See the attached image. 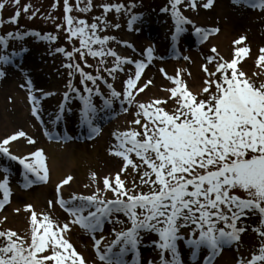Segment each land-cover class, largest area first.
Returning a JSON list of instances; mask_svg holds the SVG:
<instances>
[{
	"label": "snow or ice",
	"instance_id": "6c2138e0",
	"mask_svg": "<svg viewBox=\"0 0 264 264\" xmlns=\"http://www.w3.org/2000/svg\"><path fill=\"white\" fill-rule=\"evenodd\" d=\"M18 2L19 0H16L17 4ZM187 2L193 10L198 6L197 0ZM213 2L214 0H206L202 6L208 9L212 7ZM233 2L248 3V0ZM183 3L184 0H170L171 14L175 22V33L171 37L174 42L186 30L184 25L192 23L181 14L178 6ZM4 6V3H0V9ZM251 6L264 8V0ZM29 7L25 5L24 11L27 12ZM90 7L91 0L88 7L79 10L88 11ZM101 7L105 13L112 9L117 13L122 9L127 11L120 4H104ZM132 7L135 5H129V8ZM71 11L68 0H64L68 39L71 41L73 37L78 38L80 47H74L72 52L58 48L57 52L64 53L70 61L74 59V53H78L87 67L91 65H87L86 56L100 57V64L104 63V57H114V66L105 69L109 75L123 71L122 66L125 64H135L134 76L129 75L124 81L123 93L115 91L112 84H107L111 90V99L104 100V107H111L112 99H120L122 96V110L128 111L123 108L124 103L135 105V119L132 124L139 126L142 131L133 128L113 133L118 143L114 145L115 151L110 150V154L123 160L120 172L114 177L103 178V191L111 192L113 199L101 198V189L97 188L92 195L73 194L71 199L65 200L62 198L61 189L73 179L71 176L66 177L56 186L57 198L49 201V207L58 204L72 219L61 225L49 214H38L31 205H26L25 211L30 214V241L10 229L0 231V238L6 241L0 245V264H87L85 257L68 238L70 225H78L84 231L94 234L102 229L105 221L112 222L111 217L116 214H123L131 226L117 232L115 239L103 251L100 247L102 240H95L93 237L95 253L102 264H129L125 259L129 253L133 254L131 264H140L139 247L144 239L142 233H155L159 237L151 242L159 251L158 264H183L178 242H183L191 249L193 260L202 248L207 249L209 255L205 257V264H213L214 258L223 247L240 241L246 228L238 225L250 215L259 216V227H254L253 231L264 237V80L257 86L238 68V64L250 53L247 47L239 46L245 38L241 37L233 42L237 47L230 61L219 57L215 71H209L207 65L202 66L207 78L200 93L194 94L188 89L186 83L179 78V71L176 77L167 76L165 73L166 78L175 85L164 89L170 93L168 98L142 103L136 101V96L151 84V81H148L142 87L138 85L147 63L121 57L110 48L105 50V45L114 37H100L97 35L96 23L89 25L84 20L74 21V18L68 15ZM19 15L17 11L8 22L15 23ZM137 19V16L131 17L129 28ZM218 31L219 29L215 28H195V34L201 42ZM8 36L20 38L19 33H9ZM46 38L55 39L52 36ZM0 44L6 47L7 40L0 37ZM93 45H99L100 48L96 50ZM125 46L132 47L129 44ZM211 52L217 53V49L213 47ZM12 55L15 56L16 53ZM145 55L148 63H151L153 48L148 47ZM184 59L189 58L185 56ZM207 60L211 64L216 57L209 56ZM10 62L9 56H0V63ZM256 64L264 68V48L260 49ZM65 67L70 69V77L73 72L79 73L80 82L84 85L83 90L87 93L80 94L79 90L73 87L71 80L69 81V91L75 92L83 105L80 112L81 123L88 126L91 138L100 132V128L94 126L98 110L92 97L93 94L101 95V92L99 87H96L94 93L93 88L87 86V82L91 81L95 86L102 77L85 72L79 63H69ZM161 72L164 70L161 69ZM217 73H220L218 78ZM253 75L259 77L264 73ZM2 76L4 72L0 71V77ZM28 84V99L33 105L31 112L40 120L39 100L32 93L31 81ZM213 87L215 91H212ZM203 95L208 98L202 99ZM64 99H68L67 92ZM169 100L175 104L172 111L165 108ZM64 110L65 105L61 104L60 112ZM60 118L58 114L56 119ZM45 135L49 136V133L46 131ZM21 137H26V133L19 131L0 140V154L23 166V187H29L36 182H48L49 170L42 149L26 156L11 153V143ZM27 142L30 145L35 143L30 137ZM133 153L139 163L132 159ZM129 167L137 173L140 180V184H136L134 180L131 188L127 187L121 178V174ZM3 171L7 173V169ZM30 175L35 177V180L29 179ZM91 180L93 183L97 182L95 173L91 174ZM141 186H148L149 190L138 192L137 189ZM236 190L245 192L246 198L235 195ZM0 191L3 192V199H0L2 209L9 203L11 196L7 175L0 181ZM115 223L122 222L116 220ZM221 223L223 227H218ZM189 228L190 233L182 234V230ZM258 251L259 254H253L247 262L243 258L238 259L237 264L264 262V242ZM165 253L170 255V259L165 257ZM148 264L154 262L149 260Z\"/></svg>",
	"mask_w": 264,
	"mask_h": 264
},
{
	"label": "rangeland",
	"instance_id": "374dc122",
	"mask_svg": "<svg viewBox=\"0 0 264 264\" xmlns=\"http://www.w3.org/2000/svg\"><path fill=\"white\" fill-rule=\"evenodd\" d=\"M81 1V0H79ZM122 1L126 5L124 8L127 11H123L120 13H117L115 10H110L109 12L105 13L101 5H104L105 3H112V2H118ZM168 1V0H167ZM62 0H19L18 4L16 3V0H0V3H4L5 6L3 9H0V37H3L7 40V46L5 47L3 44H0V56L7 55L11 58V62L8 64H3L4 66H15L12 68L13 71L6 73L2 78V85H1V91H4V79L5 78H14L16 76H27V77H33L31 74H26V69H21L19 71V65L18 63L21 60H18L16 57L23 58L30 56L28 58V62L31 64V61L35 63L34 72L38 74V76L41 78V80L46 83L48 86L46 92L53 93L55 92L56 95L54 99L51 100V103H53L55 106L58 105L60 98L66 90H68V84L72 78L68 76L67 72L70 69H66L64 72L62 71L64 65V62L69 63H77L80 62V56L78 53H74V59L69 60L64 53L57 52L58 48H64L65 52H72L73 48H79V39L74 37L71 41L68 39V32H67V24L65 23V20L61 17V11L59 10ZM69 4L73 3V0H68ZM89 0H83V5L81 8L88 7ZM169 2V1H168ZM249 2V0H248ZM168 3L166 0H91V7L88 11H78L76 9L73 10V18L75 20H84L89 25L92 23H96L98 25L97 29V35L100 37L102 36H109L114 37V39L109 40L108 43L105 45V50L107 49H114L115 42H113L116 38L119 40H124L128 38L126 35L127 33L124 30V26L126 24L125 18L129 14H134L138 12H143L147 14H159L164 15V19H161L159 22V26L162 30H158L161 34H163V37H169L175 32V22L172 18V10H171V4H169L168 7L165 8L164 5H167ZM25 5H29V9L27 12L24 11ZM55 5V7H53ZM129 5H135V7L129 8ZM181 14L185 16L187 19H191V15H195L196 17L199 16L198 9H191L188 5L187 0H184V3L180 6H178ZM224 7L229 15L233 14L235 15V18L239 21L236 25H234V32L235 36H241V34L244 32L247 34L251 31V27L253 26L255 28V35L257 36V39L261 43L260 45H264V9H259L255 11V9L251 8L248 3L240 2V3H234L233 0H224ZM164 9H167L165 11ZM19 11L20 15L15 23H9V19L15 16V13ZM195 11V12H194ZM213 14V13H212ZM226 14V13H225ZM207 17H211V14H206ZM31 17V18H29ZM96 17H100V19H95ZM223 18L222 22L227 23L229 21V16L226 14L224 16H221ZM217 18V17H216ZM106 20V22H104ZM210 20V18H209ZM212 20V19H211ZM110 23H113L112 25H109ZM212 26H220L222 24L217 23L216 21H212ZM114 25H119L121 28L115 32L111 31L112 27ZM59 26V27H58ZM166 27L163 29V27ZM199 27L198 25H195L194 28ZM184 28L188 31L187 36L190 37L189 31L191 30V27H189L188 24L184 25ZM244 30V31H243ZM109 31L112 33L109 34ZM153 31V30H152ZM151 31V32H152ZM166 31H170L171 33H167ZM150 33V31H148ZM9 33H19L20 38L15 37H9ZM35 34H45L46 37L52 36L55 37L54 40L48 39L44 36L34 35ZM100 33V34H98ZM112 35V36H111ZM197 40V39H196ZM198 41V40H197ZM189 42V39H186L183 41V43L187 44ZM93 48L98 50L100 48L99 45H93ZM46 51V58H44V61L46 63V66L44 67L45 72L40 70L41 64L39 63V58H42L43 52ZM23 52H26L25 54ZM16 53L15 56L12 54ZM143 50H141V56H143ZM138 57H141L140 54H137ZM182 57V56H181ZM87 61V65H91V67H85L88 72L91 74H94L97 72V69L99 68V72L97 74H105V76L108 75V72L105 70L106 68H110L114 66V63L111 61V59L104 57V63L100 64V57H91L86 56L85 57ZM114 60V58H112ZM184 60V59H183ZM224 60H226L224 58ZM227 61V60H226ZM264 69V68H263ZM257 72V71H256ZM259 72H257L258 74ZM260 74V73H259ZM261 80H264V78L257 79L255 81L256 85L259 86V83ZM20 81L23 82L21 79ZM21 84V83H20ZM212 91H215V88L213 87ZM103 94V91H100ZM202 99H207L208 97L206 95L201 96ZM93 104L96 105H102L104 102V99L99 95H93ZM107 99H111L110 94L108 95ZM5 101V98H4ZM50 101V100H49ZM52 104V105H53ZM83 105L78 103L75 99V96H70L66 110L71 111L70 115L73 117V120L75 121L78 117H80V112ZM167 108L168 111H172L175 107V104L173 101H171L170 104L165 105V108ZM48 113V112H47ZM47 113L42 116V121H44V117L47 116ZM99 119H104L105 117H108V115H105L104 113L100 114ZM32 120V117H28ZM38 121V120H36ZM15 122V121H13ZM19 124V123H17ZM37 127V126H36ZM138 131H142V129L139 128V126H132ZM133 128H127V129H121L120 132L128 131ZM123 130V131H122ZM36 132L40 135L42 132L40 128H36ZM82 135L85 137L86 133L83 130ZM105 138V145H104V152L102 154H99V158L97 159L98 168H88L83 172V184H80L78 187L77 192H81V194L89 192H95L96 186L91 183V174L95 173L96 177L98 179V169L103 168V160H105L106 157L110 153V150L115 151L114 145L118 143L116 138L112 137V135H106ZM85 141L79 143H83V148L87 150L88 152H92L94 150L95 144H92L90 146L89 144H85ZM36 144V143H35ZM35 144H32L29 146L30 151L36 146ZM40 145V144H39ZM109 152V153H108ZM132 159L139 163V160L135 157L134 153L131 154ZM114 157V156H113ZM8 160V161H5ZM117 164L118 168L117 171L120 172L121 168L123 167V160L120 157H117ZM146 167V166H145ZM0 169H7L6 174H11V180L14 182L15 175H17V167L15 164L2 156L0 154ZM116 171V173H118ZM143 171V169L141 170ZM115 173V175H116ZM3 177L4 173H2ZM121 178L126 182L127 187L131 188L133 186V181L135 180L136 184H140L139 176L137 173L129 167L126 172L121 174ZM154 179V177H153ZM18 183V181H17ZM88 185V187H85ZM98 187V186H97ZM103 190V188H101ZM149 190L148 186H141L137 189V191H144L147 192ZM104 193V199H113V195L111 192H104L101 191V194ZM237 193V194H236ZM51 194V195H50ZM235 195H240V197L246 198V193L240 190H236ZM50 199H53L52 196V189H50ZM102 198V197H101ZM22 200V198H21ZM31 202V201H30ZM22 204H26V200L23 199L21 201ZM45 207L49 208L45 202L43 203ZM20 210V209H19ZM21 212H12L13 216L16 218H24L26 220L30 219V214L22 209ZM116 220L121 221L122 223H115ZM18 221V220H17ZM112 222L104 223L103 227L104 229H108L111 231V235L109 237V243H107L104 247L101 248V251L111 243L112 240L115 239V234L117 232H120L122 230H126L128 227H130V222L127 220V218L123 214H116L111 217ZM19 222V221H18ZM106 222V221H105ZM22 223V222H19ZM28 225L20 224L18 225L19 229L14 228L12 225L7 227L8 222L5 223L3 221H0V231H7L12 230L15 231L21 238L29 239L30 241V223L27 222ZM6 229L5 230V227ZM240 227L246 228V231L241 234L240 241L238 243H233L231 246H225L223 248H227L228 250H232L234 248L235 254L240 255L241 258L244 260H250L253 254H259V247L262 242H264V237L259 236L256 232L253 231L254 227H259V216L258 215H250L249 218H244L239 223ZM218 227H223V223L219 224ZM99 232H102V230H98ZM191 232V228L187 230H182V234L187 235ZM110 233V232H109ZM95 239L97 240L98 236L100 235L98 232L94 233ZM144 239L141 244V246L147 247L146 250H142V254L145 253V251L152 250V244L151 242L154 240H158L159 237L155 233H142L141 234ZM198 236V233H197ZM85 240V238H83ZM6 241L4 238H0V245L5 244ZM149 244L150 247L146 246ZM150 249V250H148ZM187 251L183 249L182 255L184 253V256L181 255V260L183 261V264H199V262H192L189 255L191 253V249L186 248ZM205 251V249H201L199 252V255L201 252ZM128 255H131L129 253ZM169 255V254H168ZM141 254L139 255V260ZM170 256V255H169ZM127 257V256H126ZM132 258V257H131ZM126 259V258H125ZM144 260H142L143 262ZM141 262V264H143ZM257 264H264V262H257Z\"/></svg>",
	"mask_w": 264,
	"mask_h": 264
},
{
	"label": "bare ground",
	"instance_id": "6f19581e",
	"mask_svg": "<svg viewBox=\"0 0 264 264\" xmlns=\"http://www.w3.org/2000/svg\"><path fill=\"white\" fill-rule=\"evenodd\" d=\"M204 2V1H203ZM199 16L195 17L194 24H200L204 27H209L210 29L216 28L219 31L208 37L206 42L200 46H190L187 49L182 50V54H187V57L190 59L188 63L186 62H178L174 58L166 59L165 51L168 47V43L165 42L162 34L157 30L155 31V35L158 36V41H156L155 47L157 48L158 52L160 53L161 59L156 57L155 66L150 70H145L142 73L141 80L138 81L139 86H143L148 81H151V84L148 88L143 92L136 96L137 102H143L142 100L158 99V98H165L167 99L170 93L164 91V89L173 87L172 81L168 80L165 76L176 77L177 72H180V79H182L188 89L194 93H200L201 89L204 87V81L207 78V73L204 72L203 68H201L200 64L203 63L202 57L205 55H209L205 53V49L215 47L217 49V53L222 57L231 58L234 54V49L237 45H234V41L236 40L235 32H234V25L239 23L235 15H229L224 7V0H217L216 3L212 5V7L205 9L203 6L198 8ZM207 11V12H206ZM213 13V14H212ZM229 16V21L227 23L222 22L224 16L226 14ZM206 14H211V17H207ZM217 17V18H216ZM210 18V20H209ZM212 19V20H211ZM216 21L217 23L222 24L220 26H212V21ZM244 31V30H243ZM249 42L248 45L241 44V47H248L253 51L247 57V59H243L242 62L238 65V68L242 71L247 73V76L250 77V71L247 69L250 66V63H254V59L256 56V46L260 44L257 36L255 35V28L252 26L251 31L248 33ZM242 35H245L244 32ZM145 36V35H143ZM136 36L133 35V41L128 43L129 45H133L135 50H139L143 47H151V43L149 42V36ZM240 38V37H239ZM131 47H127L125 51L122 52L123 57L128 56V51H130ZM132 58H129L133 61H137V55H132ZM133 64H125L123 65V71H117L114 73L113 76V83L115 88L118 92L123 93L124 88V81L129 78V75L134 76L135 70L130 69V66ZM30 66V65H29ZM209 71H213L212 63L207 65ZM28 68V67H27ZM32 68V67H31ZM257 68H259L257 66ZM33 69V68H32ZM161 69L164 72H161ZM129 70V71H128ZM32 81L36 84V88H44L47 89L48 86L44 83L41 78L38 76L37 73L32 71ZM25 77L16 76L14 78H5L4 79V91H1L0 87V140L16 133L19 131H23L26 133V137L20 138L17 141H14L10 145V149L14 152H20L21 154H28L30 148L27 143V138H40L36 147H40L43 152L46 154V163L49 170V180L47 182V186L32 188L28 192H20L16 190L14 196L11 197V201L8 203V207H5L3 210L0 211V220L4 221V218L7 220L9 227L12 225L14 228L19 229L18 225L24 224L28 225V220L24 218H16L13 216L11 211L13 209H18L22 203L23 199L26 202H30L34 205V207L42 213L49 214L53 220L60 221L64 218V215L60 214V212L55 208H47L44 206L48 203V198L50 197V189H53V185L63 176L70 174L73 175L74 179L71 181L68 186L65 188V191H78V187L80 184H83V172L88 168H98V164H96L99 158V154L104 152V145H105V136L100 137L99 139L96 138L91 143H86L92 146L95 144L94 150L92 152H88L83 148L81 144H68L64 148L60 147L58 144L54 143H46L43 140V134L39 135L36 132V128L38 127L34 120L29 119V114L32 115V103L28 100V95L24 96V92L21 91L18 86ZM2 84V81H0ZM5 98V101H4ZM123 97L121 96L120 99H117L120 103ZM47 107L50 109L51 105L45 102ZM122 106V105H121ZM124 108H127L128 111L121 114L113 123L109 124L105 127V131L115 132L118 126L128 125L131 124V121L135 118V105L129 106L127 103L123 104ZM39 112H42L39 110ZM15 121V122H13ZM19 123V124H17ZM37 126V127H36ZM31 135V136H30ZM40 144V145H39ZM103 146V147H102ZM33 150V149H32ZM17 152V153H18ZM117 159L115 157L110 156L106 157L103 160V168L98 169V180L102 181L104 177L112 176L118 169ZM1 174V172H0ZM1 177V176H0ZM88 183V182H86ZM93 184V182H89ZM99 184V183H98ZM53 194V192H52ZM1 196V192H0ZM53 196V195H52ZM22 198V200H21ZM55 209L57 211H55ZM22 222V223H19ZM71 231L68 234L69 239L72 243L76 246L79 252L85 257L87 264H98L95 259V255L92 250V243L90 242L89 238L85 239V241L80 238L81 232L79 231L78 225H70ZM236 255L231 251L225 250L218 254L217 259L213 264H236Z\"/></svg>",
	"mask_w": 264,
	"mask_h": 264
}]
</instances>
